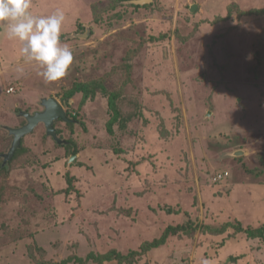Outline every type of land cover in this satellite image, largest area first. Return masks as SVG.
<instances>
[{"label":"rangeland","instance_id":"1","mask_svg":"<svg viewBox=\"0 0 264 264\" xmlns=\"http://www.w3.org/2000/svg\"><path fill=\"white\" fill-rule=\"evenodd\" d=\"M133 1L32 0L65 13L74 60L55 83L0 25V125L52 97L76 118L55 122L60 145L41 124L2 164L0 264L139 252L177 226L131 264H264V231L247 233L264 229V0Z\"/></svg>","mask_w":264,"mask_h":264},{"label":"clouds","instance_id":"2","mask_svg":"<svg viewBox=\"0 0 264 264\" xmlns=\"http://www.w3.org/2000/svg\"><path fill=\"white\" fill-rule=\"evenodd\" d=\"M32 6V0H0V25L8 39L22 45L24 60L42 69L38 75L55 83L68 74L74 60L71 48L61 41L65 13L57 9L50 15H33Z\"/></svg>","mask_w":264,"mask_h":264},{"label":"trees","instance_id":"3","mask_svg":"<svg viewBox=\"0 0 264 264\" xmlns=\"http://www.w3.org/2000/svg\"><path fill=\"white\" fill-rule=\"evenodd\" d=\"M99 90L104 92L103 91V87L100 85L99 81H98V84L96 82H92L90 84H77L71 91L66 93L65 100L69 101V100H71L73 98V96H75L76 94H79V93H81L83 95L84 99L86 100V99H88V97H91V96L95 95L96 93H98ZM109 102H110L109 103L110 107L114 111V114H115L114 115L115 118H113L108 124V131L110 133H112L113 132V126H114V124L116 122V117L119 116V113H118V110L116 109V107H115V105L113 103L114 102V97L112 95L109 97ZM68 118H71V120L76 121V118L73 117L72 115H68ZM3 126L6 127L7 125H0V131L3 133L4 136H6L8 134V132L6 131L5 128H3ZM12 128H14V127H12ZM8 138H11V137L8 136ZM8 138L7 137L6 138L2 137V140H3L2 141V147L6 151L9 149L10 143H11V140L9 141ZM24 139H25V137L23 138V140H21V148H22ZM21 148H19L17 150V152H15V155L13 157L14 159H12L10 161L11 163L15 160V158H18L17 157L18 156L17 153L19 152V150H21ZM2 164H3V162H2V159L0 158V169H2L4 172L8 173L7 172L8 168H6V167L2 168ZM9 166L10 165H8V167ZM1 190H3V189H1ZM185 229H186V227H184V226L169 227V228H167L165 230V232L163 233V235L159 239H156V240H154L151 243H146L139 252L132 251V252H127V253H122L120 251L119 252L111 251V252H108V253H106L104 255H99V256L91 253V254L87 255V257L85 259L80 258V257H76V256H70L66 260H63L60 263H53V262H50V261H47V260H45L43 262L42 261L38 262V260H37V263L38 264H88L89 262L92 261V262H95L97 264H103V263L131 264L133 262L132 259L134 257L141 256L143 254L148 253L149 251H151L153 249H158V248L162 247L163 245H165L167 239L170 236L177 235V234L181 233L182 231L185 232ZM263 231H264V229L263 230L260 229V230H258V232L247 231L248 237L252 238V239H257L259 237H262L261 234L263 233ZM34 248H35V246L31 247L32 250ZM37 251H41V249H39ZM37 251H35V252H37Z\"/></svg>","mask_w":264,"mask_h":264},{"label":"water","instance_id":"4","mask_svg":"<svg viewBox=\"0 0 264 264\" xmlns=\"http://www.w3.org/2000/svg\"><path fill=\"white\" fill-rule=\"evenodd\" d=\"M153 0H136L133 3L137 5H146L151 3ZM195 9V6L191 8V11ZM87 34H90V31H87ZM87 37V36H86ZM43 111L35 112L34 114L23 112L20 115L26 120V124L20 128H10L4 127L8 132L9 136L13 138L12 145L6 154L0 155V158L3 159V164L6 166L10 162L15 152L21 147V140L26 135L32 133L38 125H43L46 130L47 136L53 138L59 145L62 143L57 137L56 129L54 124L58 120H62L66 123H69L70 120L67 117L66 112L64 111L61 104L55 98H43L40 103ZM242 152L236 153V155H242Z\"/></svg>","mask_w":264,"mask_h":264},{"label":"flooded vegetation","instance_id":"5","mask_svg":"<svg viewBox=\"0 0 264 264\" xmlns=\"http://www.w3.org/2000/svg\"><path fill=\"white\" fill-rule=\"evenodd\" d=\"M3 160V159H2Z\"/></svg>","mask_w":264,"mask_h":264}]
</instances>
